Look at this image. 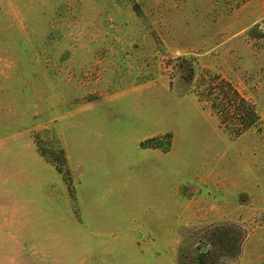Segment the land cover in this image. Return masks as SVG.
<instances>
[{
    "label": "rangeland",
    "instance_id": "1",
    "mask_svg": "<svg viewBox=\"0 0 264 264\" xmlns=\"http://www.w3.org/2000/svg\"><path fill=\"white\" fill-rule=\"evenodd\" d=\"M0 264H264V0H0Z\"/></svg>",
    "mask_w": 264,
    "mask_h": 264
},
{
    "label": "trees",
    "instance_id": "2",
    "mask_svg": "<svg viewBox=\"0 0 264 264\" xmlns=\"http://www.w3.org/2000/svg\"><path fill=\"white\" fill-rule=\"evenodd\" d=\"M247 125H249V123H248ZM154 146L156 147L157 145H156V144H154ZM164 150H165V151H167V150H168V148L166 147Z\"/></svg>",
    "mask_w": 264,
    "mask_h": 264
},
{
    "label": "water",
    "instance_id": "3",
    "mask_svg": "<svg viewBox=\"0 0 264 264\" xmlns=\"http://www.w3.org/2000/svg\"><path fill=\"white\" fill-rule=\"evenodd\" d=\"M201 249H202V250H204V249H205V247H204V246H202V247H201Z\"/></svg>",
    "mask_w": 264,
    "mask_h": 264
}]
</instances>
